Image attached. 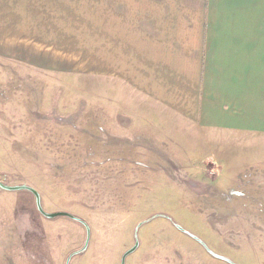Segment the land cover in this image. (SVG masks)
<instances>
[{"label": "rangeland", "instance_id": "1", "mask_svg": "<svg viewBox=\"0 0 264 264\" xmlns=\"http://www.w3.org/2000/svg\"><path fill=\"white\" fill-rule=\"evenodd\" d=\"M78 50L53 58L63 63L0 57V182L87 224L69 264H120L136 239L125 264H229L175 223L235 264H264V152L205 144L158 106L111 95L104 64L87 62L102 54ZM85 239L80 222L44 217L31 192L0 188V264H65Z\"/></svg>", "mask_w": 264, "mask_h": 264}, {"label": "crops", "instance_id": "2", "mask_svg": "<svg viewBox=\"0 0 264 264\" xmlns=\"http://www.w3.org/2000/svg\"><path fill=\"white\" fill-rule=\"evenodd\" d=\"M0 49L23 63L102 54L87 62L104 64L111 95L158 106L205 144L264 152V0H0Z\"/></svg>", "mask_w": 264, "mask_h": 264}, {"label": "water", "instance_id": "3", "mask_svg": "<svg viewBox=\"0 0 264 264\" xmlns=\"http://www.w3.org/2000/svg\"><path fill=\"white\" fill-rule=\"evenodd\" d=\"M0 188L3 189V190H7V191H19V190H27L29 192H31L34 197H35V205H36V208L37 210L46 218L48 219H52V218H56V217H60V216H63V217H68L72 220H75L77 222H80L81 224L84 225L85 229H86V239H85V242H84V245L81 249L77 250V251H74L72 253H70L68 255V257L66 258V261H65V264H69V261L71 259L72 256L76 255V254H79L81 252H83L87 245H88V242H89V228L87 226V224L82 221L80 218L72 215L71 213H68V212H65V211H55V212H46L43 210L42 208V205H41V199H40V195L39 193L34 189L32 188L31 186H28L26 184H20V185H6V184H3L0 182ZM145 221H141L139 222L136 227H135V231H134V235L135 237L137 236V230L138 228L140 227V225L142 223H144ZM174 226L179 230L181 231L182 233L190 236L191 238H193L194 240H196L198 243H200L204 249L213 257L217 258V259H220V260H223L229 264H235L233 263L230 259H228L227 257H224L222 255H219L215 252H213L211 249H209L207 247V245L201 240L199 239L197 236L193 235L192 233H190L189 231L185 230L183 227H181L179 224H174ZM138 246V240L136 239L135 240V244L132 248L128 249L127 251H125L123 253V255L121 256V260H120V264H125V258L127 255H129L131 252H133Z\"/></svg>", "mask_w": 264, "mask_h": 264}]
</instances>
